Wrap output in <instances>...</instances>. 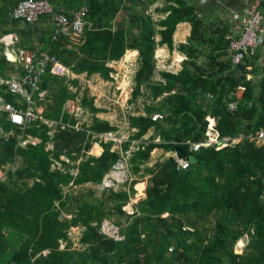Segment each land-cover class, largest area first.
<instances>
[{
  "label": "trees",
  "instance_id": "16d2710c",
  "mask_svg": "<svg viewBox=\"0 0 264 264\" xmlns=\"http://www.w3.org/2000/svg\"><path fill=\"white\" fill-rule=\"evenodd\" d=\"M20 1L0 0V36L9 33L11 26L21 37L23 48L39 52L30 40L31 24L11 15ZM50 1L55 11H72L83 5L88 9L84 35L80 43L69 48L71 69L75 72L98 73L109 79L113 68L108 63L121 59L125 46L140 52L141 71L136 77L133 100L140 95L141 84H146L152 99L162 101L156 106H147V115L130 117L131 126L137 129L132 139H141L151 129L155 130L148 142L134 151L131 163L134 173L143 170L150 173L152 185L139 184L140 191L148 186L147 198L138 203L139 212L132 214H127L123 206L128 203L129 195L136 192L137 180L129 192L111 191L102 201H78L70 208L74 200L69 194L64 196L63 186L71 182L101 183L119 157L111 151L110 144L105 145L100 157L83 160L78 175H74L69 169H51L50 152L45 149L49 140L46 125L42 130L36 126L27 128V133L41 137L37 145L17 146L15 138L5 144L0 141V167L14 162L18 156L24 161L23 168L10 171L8 181L0 182V260L19 264H264V145L247 138L249 132L256 133L264 127V82L256 97L253 82L247 79V65L243 63L233 70L229 44H226L214 50L206 68L197 63L196 55L188 52L181 72L165 73V83L152 84L156 25L165 27L159 33L162 42L169 45L180 22L192 23L191 46L203 35L202 19L183 0L169 5L166 10L170 13L160 22L146 13L150 5L147 0ZM129 2L131 6L127 7ZM122 8L129 10L131 25L138 23V33L133 37L128 36L132 26L126 22L114 28L102 27L105 19L117 18ZM43 16L53 20L51 15ZM53 34L42 43V49L51 47L50 52L58 58L73 40L65 35L55 40ZM227 56L230 61L224 64L222 58ZM65 65H70L66 58ZM21 72L20 66L7 59L5 47L0 43V78ZM49 73L45 77L46 86L53 82L59 88L52 89L54 104L47 115L60 119L63 104L75 98L77 92L69 91L68 85L60 83L53 72ZM72 83L78 85V80ZM239 87H244L245 92L237 110L231 111L227 103L235 99L233 93ZM6 92V86L0 83V93ZM84 97L90 109L98 111L87 91ZM208 98L212 99L211 108L202 104ZM161 108L166 110L164 118L154 117L152 112ZM209 113L218 116L217 130L222 136L234 137L241 132L246 135L235 145L203 147L193 152L191 144L186 142L204 138ZM64 120L68 121L69 116L65 115ZM6 126L10 123L6 122ZM91 127L97 132L115 129L98 117ZM156 138L160 141L155 142ZM85 139L86 132L62 131L56 136L55 155L64 147L69 153L81 152ZM128 146L126 143L125 147ZM86 147H90V142ZM156 148L177 152L186 159L194 155L197 161L182 170L177 168L175 157L168 156L143 169ZM29 178L35 179L32 185L27 180L21 183L20 179ZM110 203L112 208H108ZM63 208L72 209V220L60 219ZM114 211L126 213L128 217L121 226L123 239L101 231L103 221L113 216ZM183 218L188 219L189 226ZM73 225L86 226L81 242L88 248L83 252L59 249L61 239H68V230ZM186 225L189 229L184 230ZM244 238L249 241L243 253H236V244ZM46 249L49 252L44 254Z\"/></svg>",
  "mask_w": 264,
  "mask_h": 264
},
{
  "label": "crops",
  "instance_id": "0c3cea01",
  "mask_svg": "<svg viewBox=\"0 0 264 264\" xmlns=\"http://www.w3.org/2000/svg\"><path fill=\"white\" fill-rule=\"evenodd\" d=\"M50 1V0H49ZM187 5L191 6L196 15L202 19L203 21V28H202V36L193 42L192 46L190 45V37L192 34V23L189 21H184L180 22L175 30V33L173 35V43L172 45H169L168 43H163L162 42V35L159 33V30H163L165 27L161 25H156L157 32L155 35V41L157 42V47L155 49L154 53V71H153V76L151 79L152 84L156 83H165L166 79L164 77L165 73H171V74H178L181 72V70L184 68L185 61L188 59V52L196 55V61L197 63L202 67L206 68L207 67V60L210 58V56L213 54L214 50H219V48H222L224 45L229 44L230 45V40L231 36H233V31H232V24H233V14L234 13H241L245 7V0H183ZM51 2V1H50ZM147 3H149V7L146 9V13L152 17V19L155 22H160L161 20L165 19L170 11H167L166 9L169 7V5H177L176 0H170L169 3H160L157 0H147ZM84 6V5H83ZM131 6V3H127V7ZM67 8V7H66ZM64 8V9H66ZM129 10L126 8H122L119 15L115 19H105L102 23V27H109V28H114L118 23L126 22L129 26H132L131 29L127 32L128 36L133 37L138 33V28L137 25L138 23H133L131 25V18L129 16ZM121 21V22H120ZM25 22V21H24ZM29 25V24H28ZM23 26V25H22ZM30 26V25H29ZM31 32H30V40L31 43L33 42L38 49H40V52L44 51H51V47L42 49V43L46 41V38L52 36L54 32V25H53V20L50 19L49 17L43 16L39 19L38 22L35 24H31ZM14 29L11 27L10 32H14ZM17 32V31H16ZM18 33V32H17ZM84 35V34H83ZM82 35V36H83ZM24 36V35H22ZM81 36V37H82ZM72 38L73 42L71 45H68V50L64 48L62 55L58 57L60 60L61 64L68 69L67 74H55L51 73L53 76H57L60 80V83L68 85L69 91L77 92V95L75 98L67 99L65 103L63 104L62 108V116L60 119H56L53 117H50L47 115L48 110H50L51 105L54 104V95H53V87L56 89L59 88V85H50L49 87L46 86L45 83V77L48 75V73L43 77L41 87L42 90L45 92V96L43 100L38 102V109L43 113V115L51 120L54 121L58 124L53 125L51 127L47 126V135L49 136V140L46 143V150L50 152V159H51V169L52 170H63L66 171L69 169L72 174L78 175L79 172V165L83 160L86 158H89L91 156L95 157H100L104 151H105V145L110 144V149L112 152H115L119 155L117 161L114 163V165L120 160L124 159L126 162V169L124 170V174L126 173L127 180L123 182L116 183L114 187H107L105 185V178L107 175L112 171L114 165L110 169L108 173H106L103 181L101 183L95 184L92 182H87L83 184H74L73 182L69 183L68 185L63 186V194L64 196L69 194L70 198L75 194L73 192L74 189L75 192L77 193L81 189L89 188L91 186H102L104 189V193L99 197L100 201L104 200L103 196L105 194H110L111 191L114 192H120V191H130V187L133 183V181L137 180V184L135 185L136 192L134 194L129 195V201L128 205L132 208V211L130 212L135 213L138 211V203L144 201L147 198V193L146 190L148 188L145 187L140 193V189L138 188L139 184L144 183L146 185L151 186L152 183L150 181V173L146 172L143 170L141 173L142 176L140 178H136L133 176V169H132V163H131V157L133 156V153L135 150L139 149L140 145H143L148 142L149 138L147 135H149V132L151 135L155 133L154 129H151L146 135H144L141 139H132V136L136 133L137 129L132 127L130 124V117L131 116H141V115H147V113H141L139 114H132L131 110L127 111L126 114L124 113V117H128L126 119V126H125V132L121 131L120 126L114 124V120H112L113 113L110 111H107L104 109V105L101 103V97L103 98V101H108L111 100L112 98V89L111 87L114 85H117V88L121 90L120 98L123 101L128 100L130 103L134 104L135 102H142L145 100L143 97L147 91L148 94L151 96V90L148 85L146 84H141V93L136 98V100H133V95L135 88L137 87V81L136 77L137 74L141 71V65H140V60H141V55L140 52L133 48L129 49L125 46V52L123 53L121 59L119 60H113L108 63L110 67L113 68V71L110 73V78H104L100 74L96 73L93 75L87 74V72L84 73H77L73 69H71V59H70V54H69V48L73 47L75 43H80V38ZM229 40V41H228ZM182 45L185 46V48L182 47ZM229 45H228V51H229ZM219 46V47H218ZM36 51V49H35ZM37 52V51H36ZM230 53V51H229ZM231 55V54H230ZM229 57H223L222 61L224 64L229 63ZM254 59H253V58ZM65 58L69 62L70 65H65ZM136 60L138 62V65L135 70L133 69V76L129 77L130 74H127L126 77L129 79V82L127 80H122L119 81V73H116V67L115 64L120 61V60H125L128 62V60ZM131 61H129L127 64L130 65ZM125 63V62H123ZM244 64L247 65V79L252 80L253 86L255 87V96L258 97L259 93L261 92V85L264 82V46L260 47L257 51L256 54L247 57L246 61ZM135 67V66H134ZM233 69V66H232ZM236 70V69H233ZM129 72V69L127 70ZM116 73V75H115ZM225 73H228V71H225ZM240 73V72H239ZM50 74V73H49ZM81 76H84L86 78H92L95 77L96 81L95 84L102 85L105 87H109L110 89L108 92L103 93L102 90H98V92L94 91L93 93L90 92V90L87 88V86H83L81 82ZM78 80V85H75L72 83V80ZM132 80V82H131ZM127 82V86H119L120 82ZM90 87V85H88ZM7 89V88H6ZM87 91L88 97L92 98L94 100L95 106L98 108V111H92L90 109V105L85 103V92ZM245 92L244 87H239L234 93L233 96H235V99L231 100L230 102L227 103L229 109H230V104L232 102H238L241 103L242 96ZM2 94V93H1ZM101 94V95H100ZM3 95V94H2ZM210 96V95H209ZM5 99L7 101L14 102L18 105H24V100L21 97H14L6 92L4 95ZM125 97V99H124ZM161 100V98L156 99V101ZM208 104L205 105L207 108H211L210 106L213 104L212 99H207ZM210 101V102H209ZM73 104H78L83 112L76 115L73 113L71 106ZM150 105V104H149ZM146 105L144 104V112H147L146 110ZM134 110V109H133ZM237 110V109H236ZM155 111L152 112V115H154ZM65 115L69 116V120L65 121ZM210 116V113L208 114ZM207 115V116H208ZM208 116V117H209ZM217 116V115H215ZM98 117L104 121H107L111 126H113L115 129H111L109 131H94L92 129V125L94 124V118ZM218 117V116H217ZM164 118V117H162ZM74 120V122H73ZM6 122L10 123V126H6ZM61 123H65V128H62ZM78 125V127H76ZM31 126H36L38 129H45L44 124H31ZM30 126V127H31ZM0 127L3 128L6 132L13 131L15 136L14 137L17 140L16 145L21 146V147H26L28 144H33L37 145L41 143L42 139L41 137L35 136L32 133H27V129L22 130L18 126L13 125L9 119H8V114L4 111H0ZM29 128V127H28ZM207 128V127H206ZM65 130H71L74 132H86V139L83 141L84 143L82 144V149L81 152H76L73 151L72 153H69L68 149L63 148L62 152L59 155H55V140L56 136L61 133L62 131ZM264 130V127H261L259 130ZM108 132H113L116 134V137L122 138L121 142H116L113 140H106L105 137H103V134H106ZM206 132V129H205ZM205 132H204V138H205ZM253 132V131H251ZM249 132V135L254 134ZM245 132H241L240 134L234 136L236 138L245 136ZM12 138V139H14ZM203 138V139H204ZM10 139V140H12ZM155 142H159L156 141ZM202 139V140H203ZM9 141V140H8ZM201 141V140H200ZM27 142V143H25ZM90 142V147L87 148L86 145ZM2 144H5V141H1ZM126 143H129V146L126 148ZM163 151L165 153V158L168 156H173L172 154L174 151L166 152L164 149L161 148H156L153 152L156 153L157 151ZM152 152V153H153ZM170 153V154H168ZM176 153V152H175ZM58 156V157H57ZM152 157V155H151ZM21 159V160H20ZM151 160V159H150ZM163 160V159H162ZM161 160V161H162ZM160 162V161H159ZM150 163V161H149ZM148 163V164H149ZM157 164V163H156ZM152 164V166L156 165ZM24 167V161L22 159V156L16 157L14 162L7 163L6 165L0 167V182L1 181H8L9 179V172H15L20 170L21 168ZM62 167V168H61ZM145 167V166H143ZM144 169V168H143ZM136 174V173H134ZM115 176L120 177L118 173H115ZM144 178V179H142ZM22 180L21 183L24 180L29 181L30 185H32L35 181L34 178H29V179H20ZM106 191V192H105ZM139 191V192H137ZM94 192V191H93ZM79 195L76 198H79V202H83L84 197L81 196L80 193L76 194ZM86 201V200H85ZM125 204V205H127ZM57 205H59L57 203ZM123 206V209L125 207ZM67 208H63L60 214V219L65 221V220H72L73 215L72 212H69ZM126 212V210L124 209ZM127 211H130L129 209ZM139 212V211H138ZM127 213V212H126ZM125 213V214H126ZM65 217L64 218V215ZM69 214V215H68ZM128 214V213H127ZM126 214V215H127ZM140 214V213H138ZM67 215V216H66ZM107 221L105 219L103 223ZM115 226L118 229L120 238L116 239H123L124 236L121 232V226L117 225L114 223ZM103 226V225H102ZM86 230L85 225H76V226H71L68 230V239H61L60 242V250H71V251H85L88 248V245L83 244L81 242V238L83 236L84 231ZM101 231L105 234H107L106 231L103 230L101 227ZM109 235V234H107ZM111 236V235H109ZM113 237V236H111ZM49 252L48 249L44 250L43 253L47 254ZM41 254V253H40ZM38 256V255H37ZM3 262L4 261H1ZM100 264V263H96Z\"/></svg>",
  "mask_w": 264,
  "mask_h": 264
},
{
  "label": "built area",
  "instance_id": "2783aa9c",
  "mask_svg": "<svg viewBox=\"0 0 264 264\" xmlns=\"http://www.w3.org/2000/svg\"><path fill=\"white\" fill-rule=\"evenodd\" d=\"M157 1L160 3L170 2V0ZM261 6H264V0H245L243 11L233 14V36H231L229 45L233 68L243 64L247 57L256 54L258 49L264 46V14L260 10ZM87 12L88 9L85 6L72 11H55V6L48 0H22L13 9L11 15L13 18L23 20L29 24H35L43 15L53 16L55 28L53 39L56 40L64 35L72 38L81 37L86 28ZM6 34L0 36V43L5 47L7 59L11 63L20 66L22 72L15 73L8 78L2 77L0 78V83L6 86L10 95L21 97L24 100V105L7 101L4 95L0 93V111L6 112L9 121L22 130L27 129L31 124L44 123L48 124L49 127L58 124L47 119L38 109V102L42 101L45 96L41 83L47 73L53 72L62 75L68 72V69L50 51L38 53L35 50L23 48L20 43L21 37L16 32ZM237 108L238 102L230 104L231 111H235ZM71 109L76 115L83 112L78 104H73ZM209 117L205 138L201 141L192 142L188 140L186 142L191 144L193 152H198L203 147L222 148L235 145L241 141L240 137L222 136L217 130L218 117L215 115ZM61 126L65 128L66 125L65 123H61ZM102 136L106 140L122 141V138L116 137V134L113 132H108ZM14 137L18 138L19 136H15L13 131L6 132L0 127V141H8ZM247 138L256 141L258 145H264V130L257 131L247 136ZM172 155L177 161L178 169L187 170L191 167L192 161L190 159L179 157L177 152H174ZM125 169L126 162L124 159H120L105 178V185L107 187H114L116 183L126 181ZM115 173H118L120 177L115 176ZM102 228L107 234L120 238L116 226L103 224ZM0 264L19 263L11 261L9 263L0 262Z\"/></svg>",
  "mask_w": 264,
  "mask_h": 264
},
{
  "label": "rangeland",
  "instance_id": "374dc122",
  "mask_svg": "<svg viewBox=\"0 0 264 264\" xmlns=\"http://www.w3.org/2000/svg\"><path fill=\"white\" fill-rule=\"evenodd\" d=\"M9 28H11V26H9ZM5 35H7V34H5ZM130 59L131 60H128V62L131 61L130 62L131 63L130 65H128L127 64L128 62L125 61V60H123V59L120 60V61H118L115 64V67H116V70H117L116 73H119V78H118L119 81H122V80L125 79V80H127V82H129V79L126 77V75L127 74H130L129 77L131 76V78H132V76H133V72H132L133 69L135 70V68L137 66H139L138 65V62L136 60H133L132 58H130ZM123 62H125V63H123ZM128 69H129V72L127 71ZM67 73L68 72H65V74H67ZM116 73H115V75H116ZM80 79H81L82 85L83 86H87V88L90 90L91 93H93L94 91L95 92H98L99 89L102 90L103 93H105V92H108V90L110 89L109 87H105V86H102L100 84L96 85L95 84V81H96L95 77L86 78L84 76H81ZM127 82L126 81L125 82H120L119 86H127L128 87V83ZM131 82H132V80H131ZM88 85H90V87ZM111 89H112V93H111L112 94V98H111V100L103 101V98L104 97H101V103L103 105L106 104V105H104V109H106L107 111H110V112L113 113L112 120L115 121L114 124L120 126L121 131H124V132H125V126H126V119L128 118L126 116L124 117V113L126 114V112L129 111V110H131V113L132 114H135V113L136 114H139V112L146 113V112H144L145 111L144 104L146 106L153 107V106H156V105L160 104V102L162 101V100H159V101L153 100L150 97V95L148 94V91H147V93L143 96L145 98L144 101H142V102L141 101L140 102L138 101V102H135L134 104H132L128 100L123 101L120 98L121 90H119L117 88V85L112 86ZM91 90H94V91H91ZM124 99H125V97H124ZM202 104L207 105L208 104V100L205 99L204 101H202ZM154 115H155V117H164L166 115L165 108H161L158 111H155ZM44 125L49 126L48 124H44ZM147 136H148V138L152 137V135L150 134V132H149V135H147ZM243 137L244 136H242L240 138L243 139ZM156 141H159V139H157ZM170 153H171V151H170ZM170 153H168V154H170ZM164 158H165V153H163V151H160L159 150L156 153L153 152L152 153L151 160H150V163L147 164V165H145V167H143V168L144 169L145 168H148V167L152 166V164H156V163H158L159 161H161ZM135 175H136V178H140V176H142V174H134L133 173V176L134 177H135ZM142 179H144V178H142ZM75 190L76 189L73 190V192L75 194L72 196L74 201H73V203H71L70 208L71 207L74 208L76 206V203H78V201H79L78 199L79 198H76V197L79 196V195H76L78 193H80L81 196L84 197V199L86 201H89V202H97V201H99V199H100L99 197L104 193V189L102 188V186L101 187L100 186H91L89 188L81 189L77 193L75 192ZM137 192H139V191H137ZM129 205L128 204L125 205L124 209L126 210V212L128 214H131L130 212L132 211V208ZM112 207H113V203H110V205H108V208H112ZM128 209L130 211H127ZM68 210H70V209H68ZM70 211L72 212V209ZM114 212H115V214L113 216L109 217V219H107V221H105L103 224H108V226L109 225L115 226L114 223H116L119 226H124L126 224V222H127V218L128 217L124 213H122L120 211H114ZM72 215L74 216V213H72ZM63 216H64V218H66L65 217V214ZM183 219H184L185 223L188 225V219L187 218H183ZM198 222H200L199 224H202L203 223V221H201V220L198 221ZM211 222H212V220H211ZM187 225L184 227V230L189 229V227H188L189 225L188 226ZM248 241H249L248 238H244V239L240 240L236 244L235 252L236 253H239V254L240 253H243L244 247L246 246V244L248 243Z\"/></svg>",
  "mask_w": 264,
  "mask_h": 264
},
{
  "label": "water",
  "instance_id": "95a60500",
  "mask_svg": "<svg viewBox=\"0 0 264 264\" xmlns=\"http://www.w3.org/2000/svg\"><path fill=\"white\" fill-rule=\"evenodd\" d=\"M260 10H261V12L264 14V6H261V7H260ZM190 160H191L192 162H196V161H197V158H196V156L192 155V156L190 157Z\"/></svg>",
  "mask_w": 264,
  "mask_h": 264
}]
</instances>
